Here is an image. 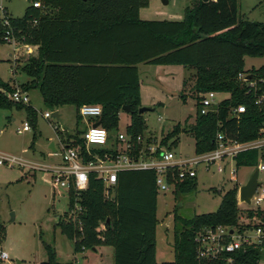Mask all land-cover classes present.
Segmentation results:
<instances>
[{"label": "trees", "instance_id": "16d2710c", "mask_svg": "<svg viewBox=\"0 0 264 264\" xmlns=\"http://www.w3.org/2000/svg\"><path fill=\"white\" fill-rule=\"evenodd\" d=\"M34 2L39 6H33ZM148 5L149 0H31L22 16L9 17L15 40L36 46V53L20 66L31 79L19 87L25 91L37 87L44 104L51 108L74 105L78 109L83 104H98L102 111L93 124L99 123L108 131L118 126L119 112L128 105L130 121L124 131L135 139L146 131L143 113H138V64H179L195 69L194 123L187 128L177 123L161 137L160 145L171 150L182 131L194 137L196 153L215 147L217 130L239 142L256 138L264 108L255 104L252 93H246L237 75L244 72L245 56L264 57V22L239 18L238 0H195L184 8L183 19L178 21L142 19L140 10ZM4 30L0 22V44L4 42ZM250 71L263 76L264 66ZM14 89L0 77V110L25 107L29 122L34 125L31 105L15 102L6 95ZM211 90L228 92L230 96L217 112L200 114L198 94ZM239 103L245 104V112L238 119L229 116L228 108ZM55 130L61 142L72 139L74 145L84 149L80 137L84 129ZM141 147L136 145V156ZM95 151L103 154L109 150ZM234 161L237 167L256 166L259 151L239 152ZM169 173L174 190L185 191L195 185V176L174 180L176 170ZM112 190V197H105L102 179L94 173L89 174L86 188L79 193L70 185L67 211L57 222L61 232L73 239L76 251L95 249L100 244L112 246L113 264H157L155 171H119ZM236 193L234 185L215 211L195 214L183 221V228L173 233V260L162 264H258L262 253L251 245L212 260L197 257L194 237L202 228L223 225L246 230L256 226L239 223ZM75 202L82 208L81 231L69 216ZM246 212L249 218L264 219V210ZM101 222L105 228L97 231ZM0 230H4L2 226ZM45 250L47 259L42 264H63L56 261L49 244H45Z\"/></svg>", "mask_w": 264, "mask_h": 264}, {"label": "rangeland", "instance_id": "374dc122", "mask_svg": "<svg viewBox=\"0 0 264 264\" xmlns=\"http://www.w3.org/2000/svg\"><path fill=\"white\" fill-rule=\"evenodd\" d=\"M149 0V5L141 10L140 17L147 20L183 19L184 8L195 0ZM31 0H0L12 16L24 13ZM3 16V13H2ZM1 10H0V17ZM238 16L241 19L264 22V0H238ZM0 18V20H1ZM19 47L12 53L13 47ZM9 53L10 56H9ZM36 53L27 54L20 41L14 45L7 41L0 44V77L13 86L30 81V77L20 69L25 60ZM264 64V57H244V71H250ZM141 107L146 123L145 136L160 140L177 123L187 128L194 123L196 99L192 91L195 69L179 64H138ZM29 105L34 109V125L29 122L25 107L0 110V152L15 156L16 163L0 164V251L7 253L0 264H42L47 259L45 244H49L56 261L63 264H113V247L100 244L95 249H74V241L63 234L57 222L67 211V189L55 182L54 172L49 165L60 164L61 156L50 149L53 142L55 152L63 145L57 130L73 132L82 130L94 118H84L74 105L48 107L44 104L37 87L26 90ZM228 92H218L216 99L228 98ZM58 112L59 120L53 115L44 118V112ZM30 124V130L22 131L23 123ZM130 121V114L119 112L116 128L109 130L110 142L118 131H123ZM178 142L171 149L182 158L196 156L194 137L187 131L178 134ZM218 165L224 169L217 171ZM236 170L231 173V169ZM254 166L235 165V161L225 157L211 163L206 168L203 162L196 165L195 185L185 191L174 190V185L166 191H158L156 202V249L157 264L171 261L174 257L173 233L183 228V221L195 214L215 211L224 194L237 185V205L240 221L255 223V217L247 216V209L254 210V204L238 201V189L247 181ZM264 183V172L258 174ZM252 234V230H247ZM258 264H264L263 257Z\"/></svg>", "mask_w": 264, "mask_h": 264}, {"label": "built area", "instance_id": "2783aa9c", "mask_svg": "<svg viewBox=\"0 0 264 264\" xmlns=\"http://www.w3.org/2000/svg\"><path fill=\"white\" fill-rule=\"evenodd\" d=\"M33 6L38 7L39 3L34 2ZM0 9L3 13L0 22L5 27L4 41L14 45L16 40L12 35L9 16L2 6ZM22 47L25 48L27 54H32L36 49L35 45L30 44H22ZM18 50L19 47L14 46L12 53ZM237 78L246 87V93H252L255 104L264 108V75L257 76L251 71H244L238 73ZM217 93V91L211 90L198 94L197 103L200 114L218 111L220 104L225 99H216L215 95ZM6 95L15 102L29 103L27 92L20 87H16ZM245 109L246 106L242 103L230 106L228 108V115L238 119L240 114L245 112ZM101 111V106L98 104H83L78 107V113L84 118H97L101 115ZM51 116L50 112L46 111L43 113L44 118H50ZM55 128L58 129V126L56 125ZM21 130H30L29 122L25 121ZM80 137L84 144L83 150L79 145H74L72 139L67 143L63 142L65 145L62 146L61 151L54 152L61 156V163L49 165V169L54 172L55 182L66 189H69L70 185H72L76 193L86 188L89 174L94 173L102 179L105 197L111 198L112 187L116 183L118 172L133 169L154 170L156 173L157 190L166 191L173 185L168 180L170 176L169 172H173V170L177 172V177L173 179L182 180L185 177L195 176L196 165L200 162H203L207 168L209 164L222 160L225 157L234 160V157L239 152L251 149L259 151V161L254 167L257 168L258 174L264 172V119L261 122L258 136L252 140L239 142L230 138L226 132L217 130L214 138L215 147L212 150L196 153V156H186L184 158L176 156L173 150L160 145V140L145 135H138L135 139H132L124 130L118 131L115 139L110 142L109 131L100 125L89 124L83 130ZM69 142L73 144H69ZM136 145L142 146L139 149L138 156L134 154ZM95 149H106L109 151L99 154ZM86 155L89 158H86ZM17 161L18 159L15 156L0 152V164L4 162L8 164L16 163ZM223 169L222 166L218 165V172L223 171ZM235 171L232 168L230 172L234 173ZM238 201L241 202L239 200V193ZM252 203L254 204V210H264L263 182H261L251 196L250 204ZM81 214L82 208L78 202H75L73 208L69 211V216L80 231ZM254 217L256 219V226L251 228L252 234L248 233V229L239 230L238 227L223 225L202 228L194 237L197 244L198 259L212 260L222 253H233L245 245H251L260 250L264 260V219L257 216ZM239 223L243 225L241 221ZM104 228L105 225L101 222L96 230L102 231ZM7 257L5 251H0V259H6ZM227 260L229 261L230 258ZM200 264L206 263L202 262Z\"/></svg>", "mask_w": 264, "mask_h": 264}, {"label": "water", "instance_id": "95a60500", "mask_svg": "<svg viewBox=\"0 0 264 264\" xmlns=\"http://www.w3.org/2000/svg\"><path fill=\"white\" fill-rule=\"evenodd\" d=\"M204 2L208 1V0H202ZM164 2H167L166 0ZM122 110L130 113V108L128 105H124L121 108ZM149 110V108L147 107H140L138 109V113L141 114L144 111ZM52 115L59 120V114L58 112H53ZM93 125H99V123H94ZM50 149L55 152L56 149L54 147V143L52 142L50 144ZM261 184V182L258 180V170L257 168H255L253 170V172L251 173V175L249 176V178L247 179V181L245 183H243L239 189H238V193H239V200L243 203L246 204H250V198L253 195V193L255 192L256 188ZM231 231V230H230Z\"/></svg>", "mask_w": 264, "mask_h": 264}, {"label": "crops", "instance_id": "0c3cea01", "mask_svg": "<svg viewBox=\"0 0 264 264\" xmlns=\"http://www.w3.org/2000/svg\"><path fill=\"white\" fill-rule=\"evenodd\" d=\"M0 7H1V5H0ZM3 7V10L6 12V14L9 16V17H13L14 18V16H12V14H10L9 13V11H8V8L4 5V6H2ZM143 9V8H142ZM141 9V10H142ZM1 10V9H0ZM141 10H140V14H141ZM1 16H2V10H1ZM22 16V15H21ZM18 17H20V16H18ZM1 18V17H0ZM10 54L11 53H9V56H10ZM2 79V78H1ZM3 80V79H2ZM12 84V83H11ZM90 124V122H88L87 123V125H86V127L88 126ZM86 127H84L83 129H85ZM74 132V131H73ZM54 147H55V145H54ZM56 149V148H55Z\"/></svg>", "mask_w": 264, "mask_h": 264}]
</instances>
